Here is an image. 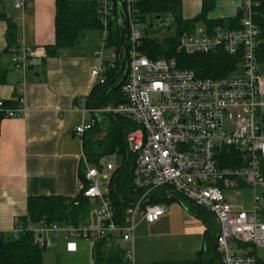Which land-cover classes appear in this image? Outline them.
I'll return each instance as SVG.
<instances>
[{
  "label": "built area",
  "instance_id": "2783aa9c",
  "mask_svg": "<svg viewBox=\"0 0 264 264\" xmlns=\"http://www.w3.org/2000/svg\"><path fill=\"white\" fill-rule=\"evenodd\" d=\"M98 1L104 28L97 52L99 66L92 71L93 89L106 84L107 73L117 68L123 53L109 45V27L118 20L117 0ZM137 2L125 0L129 25L126 102L101 110H91L86 103L82 109L122 116L135 125L127 143L135 156L132 186L140 197L119 217L110 188L103 191L100 186L101 180L110 184L114 166L84 158L80 192L97 205L100 224L41 222L33 226L19 221L14 239L29 232L41 249L63 241L70 252L76 251L80 241L107 242L124 250L126 264H141L134 244L136 230L141 222L152 224L167 214L164 203L151 201L164 190L168 197L181 196L216 217L222 264H257L258 255L245 247L264 248V74L257 58L261 30L255 20L261 0H242L237 28H204L181 35L179 50L188 55L223 52L238 59L235 70L220 78H201L191 69L179 68L173 58L151 60L142 54ZM26 6V0L15 5L17 9ZM29 57L24 49L12 59L15 70L22 72L23 86ZM23 111V98L18 108H5L0 101L4 118H16ZM93 126L82 124L76 131L82 136ZM223 159L233 160L236 166L222 167Z\"/></svg>",
  "mask_w": 264,
  "mask_h": 264
},
{
  "label": "crops",
  "instance_id": "0c3cea01",
  "mask_svg": "<svg viewBox=\"0 0 264 264\" xmlns=\"http://www.w3.org/2000/svg\"><path fill=\"white\" fill-rule=\"evenodd\" d=\"M18 1L0 0V14L5 16L0 19L1 62L6 60L12 64L13 57L22 54L24 49L29 50L30 56L25 86L21 84L22 79L15 81L9 75L7 82L0 84V101L14 103L15 108H18L23 98L26 107V111L19 113L18 117L4 118L0 124V236L5 238H14L17 223H22L21 219L28 214L30 197L75 198L80 193L85 175L84 158L92 164L102 165L104 156L119 155L122 162L118 167L112 164L113 174L128 160L135 164V156H126L119 152L118 147L95 163L89 159L85 150L84 144L88 142V147L92 146L97 154L98 150L107 146L110 140L108 133L114 127L122 125L129 131L133 124L125 118L117 119L108 113L82 109L93 91L92 71L99 66L97 52L101 47L102 32L84 31L77 46L49 51V47L56 41L57 0H26L25 9L15 7ZM177 1L180 15L186 21L200 17L206 8L205 18L199 22L204 28H209L206 21H223L224 28L230 27V21L241 16L242 0ZM92 123L93 128L82 136L77 133L76 129L82 124ZM163 203L183 206L180 216L188 228V225L196 226L192 230H196V234L207 243L201 249H207L208 231L212 235L213 230L212 216L208 215V221L205 222L191 215L187 207L176 199ZM169 212L168 207L167 214L161 219ZM176 242L179 244V240ZM90 245L80 241L76 251L70 252L65 242L58 241L54 248L68 254H77L90 247L93 249L94 245ZM187 246V242L184 250L179 249L177 244L166 246L169 253L160 254L158 261L196 259L199 251L191 254L193 257L189 256ZM137 255L141 264L156 263L139 249Z\"/></svg>",
  "mask_w": 264,
  "mask_h": 264
},
{
  "label": "trees",
  "instance_id": "16d2710c",
  "mask_svg": "<svg viewBox=\"0 0 264 264\" xmlns=\"http://www.w3.org/2000/svg\"><path fill=\"white\" fill-rule=\"evenodd\" d=\"M101 5L98 0H57L55 15V44L49 47V51H57L61 48H70L80 43L82 33L88 30H103V23L100 19L99 10ZM137 9L141 24H149L151 19L162 13H172L178 24L177 35L175 37H167L163 39H151L143 36L141 52L151 60L159 59H175L177 65L182 69H191L201 78H220L230 75L236 68L238 59L227 55L223 52H216L202 55H188L179 50L180 37L184 32H193L197 23L205 18V13L200 17L186 21L180 15V6L177 0H138ZM255 20L261 30V39L257 49V58L261 65L264 64V0H261L260 7L256 10ZM241 17V16H240ZM239 18L230 21L231 28H237ZM5 18L0 14V19ZM209 28L224 27L223 21H206ZM151 26V23L148 27ZM109 45L119 47L121 35L118 20L111 23L109 27ZM148 31V29H147ZM130 48V45H129ZM123 61V53L120 55L118 66L113 71L107 73V81L105 85H100L93 89L88 101L87 107L91 110L105 109L110 106H119L126 102L123 91L125 82L119 85L120 80H116L111 86L109 83L115 80L121 69ZM9 69L3 65L0 57V84H5L8 79ZM5 108H15V104L4 102ZM120 119L122 116L113 115ZM4 112H0V124L4 119ZM132 124L128 129L122 125H117L111 132L107 146L98 150L97 154L92 150V146L88 147L85 142V150L92 162L98 160L110 153L111 150L119 148V152L132 155L127 143V135L135 129ZM226 151L233 152V148H225ZM134 162L128 160L127 164L121 166L113 174L109 184L110 197L119 217H122L128 206L132 205L139 197V192L135 191L132 186V173ZM222 167L236 166L235 162L230 159H223ZM264 175V162L261 166ZM84 179V178H83ZM179 198L183 199L181 196ZM176 197H168L164 190L156 193L153 202H168ZM182 203L187 207V211L194 217L208 221V213L192 202L183 199ZM92 201L84 196L83 191L75 198H65L61 196H38L28 199V214L21 219L22 224H39L41 222H65L74 225L89 224L90 207ZM209 247L201 250L197 254V258L189 261L176 262H156L153 264H222V258L217 252L216 237H211L208 231ZM46 249H41L34 243V236L26 232L18 239L5 238L0 236V264H44V253ZM256 254V253H255ZM93 264H126L124 258V250L120 246H114L107 242L96 243L93 247ZM257 264H264V258L258 257Z\"/></svg>",
  "mask_w": 264,
  "mask_h": 264
},
{
  "label": "rangeland",
  "instance_id": "374dc122",
  "mask_svg": "<svg viewBox=\"0 0 264 264\" xmlns=\"http://www.w3.org/2000/svg\"><path fill=\"white\" fill-rule=\"evenodd\" d=\"M151 23V26L149 24ZM149 24H141L140 30L143 36H147L151 39H163L167 37L178 36L177 28L178 24L175 20V15L172 13H162L155 16ZM148 29V31H147ZM204 29V25L197 23L194 27L195 33H199ZM94 32V31H93ZM96 32V31H95ZM188 33V32H184ZM5 66L9 69L8 75L10 78L13 77L15 81H20L22 79V72L15 70L11 62L3 60ZM261 72L264 74V64L260 67ZM122 162L119 155H106L102 158V165H107L108 163L113 164L118 167ZM109 185L106 181H101V189L107 191ZM169 207V214L161 219L160 222L156 224L140 223L136 230L135 246H136V256L137 250L145 252L148 257L154 262H159V255L163 253H169L166 251L165 247L169 245L179 246V249L184 250V244L187 242V250H189V256H192L194 252L202 250V246H207L206 241L202 240L199 234H196V230L193 231L196 226L188 225L189 228L184 223V219L180 216L182 214L183 206L173 203L172 205L166 204ZM182 207V208H181ZM213 219V230L211 237H217L219 231V222L216 217L212 216ZM90 225L97 226L100 224V217L98 215V207L92 202L90 207V219L88 220ZM191 224V223H189ZM179 240V244L178 241ZM87 245H90L87 243ZM91 246V245H90ZM122 247H125L123 245ZM245 249L249 252H255L260 258H264V248L260 247H250L247 246ZM56 250V251H55ZM55 253H58L57 255ZM53 260V261H52ZM44 264H93L94 256L93 249L90 247L88 250L80 251L77 254H68L65 251H59L57 248H51L44 253ZM139 261V259H138ZM140 262V261H139ZM141 263V262H140ZM147 264V263H142ZM149 264V263H148Z\"/></svg>",
  "mask_w": 264,
  "mask_h": 264
},
{
  "label": "water",
  "instance_id": "95a60500",
  "mask_svg": "<svg viewBox=\"0 0 264 264\" xmlns=\"http://www.w3.org/2000/svg\"><path fill=\"white\" fill-rule=\"evenodd\" d=\"M117 15H118V24L120 29L121 40L119 44V51L123 52V61L121 64V69L117 74L114 81L109 83L107 86H111L116 80H120L119 85L121 86L122 83L125 81L127 74H128V35H129V25L127 20V15L125 11V0H117ZM177 201L184 203L183 199L178 197L175 198Z\"/></svg>",
  "mask_w": 264,
  "mask_h": 264
}]
</instances>
